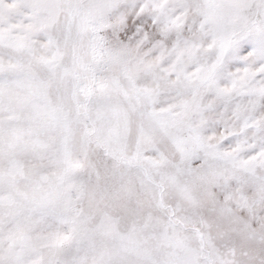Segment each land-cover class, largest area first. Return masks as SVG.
<instances>
[{
	"label": "snow or ice",
	"instance_id": "snow-or-ice-1",
	"mask_svg": "<svg viewBox=\"0 0 264 264\" xmlns=\"http://www.w3.org/2000/svg\"><path fill=\"white\" fill-rule=\"evenodd\" d=\"M0 264H264V0H0Z\"/></svg>",
	"mask_w": 264,
	"mask_h": 264
}]
</instances>
